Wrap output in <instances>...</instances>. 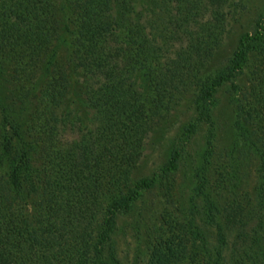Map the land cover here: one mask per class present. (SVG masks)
<instances>
[{"label": "trees", "instance_id": "obj_1", "mask_svg": "<svg viewBox=\"0 0 264 264\" xmlns=\"http://www.w3.org/2000/svg\"><path fill=\"white\" fill-rule=\"evenodd\" d=\"M170 5L1 0L0 264L116 261L118 218L159 180L157 172L133 179L132 171L144 152L147 122L170 106L175 83L195 95L197 117L185 128L186 138L201 123L214 137L216 93L226 83L237 88L251 52L264 44V11L255 29L240 35L225 68L193 83L178 67L170 69ZM5 78L11 83L7 92ZM247 103L235 120L245 138ZM251 145L264 156L259 141ZM179 155L174 151L159 171L176 170ZM210 220L225 246L223 224L215 213ZM193 234L191 246L198 239L207 248L202 232ZM206 264H224L223 251L217 249Z\"/></svg>", "mask_w": 264, "mask_h": 264}, {"label": "rangeland", "instance_id": "obj_2", "mask_svg": "<svg viewBox=\"0 0 264 264\" xmlns=\"http://www.w3.org/2000/svg\"><path fill=\"white\" fill-rule=\"evenodd\" d=\"M171 3L170 69L178 67L193 83L225 68L240 35L253 31L264 11V0ZM141 22L153 36L148 21ZM5 80L7 92L11 83ZM184 89L178 83L170 87V106L153 113L147 122L144 152L132 177L157 172L159 180L129 213L118 218L113 234L116 261L110 264H156L158 260L206 264L219 248L224 264H264V156L251 145L252 139L259 141L264 151V44L251 52L237 88L226 83L217 91L213 138L206 123L199 124L188 139L184 135L197 117L195 95ZM243 101L249 102L243 113L249 138L235 126ZM176 150L180 151L178 168L160 172ZM207 199L213 202L212 210ZM210 213L225 228V246L220 245ZM194 229L202 232L207 248L198 239L191 246Z\"/></svg>", "mask_w": 264, "mask_h": 264}]
</instances>
